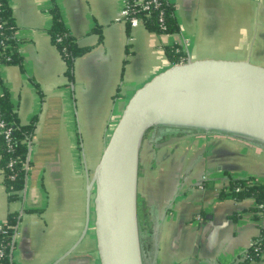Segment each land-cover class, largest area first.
Masks as SVG:
<instances>
[{
  "label": "crops",
  "instance_id": "0c3cea01",
  "mask_svg": "<svg viewBox=\"0 0 264 264\" xmlns=\"http://www.w3.org/2000/svg\"><path fill=\"white\" fill-rule=\"evenodd\" d=\"M55 1L77 44L90 49L68 73L49 34L53 1L9 0L21 61L0 63V95L6 88L20 122L36 117V127L20 200H9L0 164V225L17 214L11 264H100L93 227L65 255L86 218L88 175L83 178L80 140L91 156L103 150L132 93L175 64L168 45L182 49L184 61L263 55L264 0H168L179 27L173 34L156 33L142 22L127 25L125 0ZM229 176L264 180V145L216 132H146L138 198L151 231V262L241 260L262 233L264 217L255 216L252 198L219 196Z\"/></svg>",
  "mask_w": 264,
  "mask_h": 264
},
{
  "label": "water",
  "instance_id": "95a60500",
  "mask_svg": "<svg viewBox=\"0 0 264 264\" xmlns=\"http://www.w3.org/2000/svg\"><path fill=\"white\" fill-rule=\"evenodd\" d=\"M151 127L216 132L264 145V66L250 58H188L133 92L88 175L85 225L65 255L92 226L100 264H145L138 182L141 146Z\"/></svg>",
  "mask_w": 264,
  "mask_h": 264
},
{
  "label": "trees",
  "instance_id": "16d2710c",
  "mask_svg": "<svg viewBox=\"0 0 264 264\" xmlns=\"http://www.w3.org/2000/svg\"><path fill=\"white\" fill-rule=\"evenodd\" d=\"M52 1L49 10L53 22L49 28V34L66 63L68 73L72 74L75 59L86 53L90 47L77 44L63 20L57 2ZM126 1L130 9L124 18L127 25L131 24L133 17H137L151 31L159 34H173L179 30L173 5L168 0H162L159 6L152 4L149 10H144L141 6V3L147 0ZM161 17L162 20H160ZM16 29L9 0H0V63L15 64L21 61L15 37ZM166 53L173 63H180L185 59V53L175 44L168 45ZM0 121L5 123L0 130L10 129V140L3 133L0 134V164L5 176L4 183L9 193V200L17 201L21 199V192L26 185L29 140L36 127V117L26 124L21 123L9 91L5 88L0 95ZM12 161L14 162L11 164ZM219 196L234 199L252 198L255 201L253 209L255 216L264 217V180L254 177L233 178L229 176L228 184L220 190ZM141 211L139 201V217ZM17 222V214L11 213L0 225V264H11V246ZM261 259H264V229L260 235L253 238L251 245L237 264H251Z\"/></svg>",
  "mask_w": 264,
  "mask_h": 264
},
{
  "label": "rangeland",
  "instance_id": "374dc122",
  "mask_svg": "<svg viewBox=\"0 0 264 264\" xmlns=\"http://www.w3.org/2000/svg\"><path fill=\"white\" fill-rule=\"evenodd\" d=\"M250 24L252 25V22H250ZM250 59L253 63L260 64V65L264 66V53H263V55L262 54L258 55L257 53H254L250 57ZM79 136H80V138H82V133L79 132ZM86 145H88V143ZM79 147H80V153H81V156L83 159L82 163H81V167H82L83 172H84L83 178L85 179V178H87V175H89V174L91 175L94 167L96 166V165L93 166V163L98 157L100 160L105 146H104L103 150L102 149L99 150L94 155H93L94 150H92V156H91V150L89 148H87V146H86V148H84L81 140H80ZM91 159H93V160H91ZM87 162H88V164H87ZM85 187H86V185H85ZM85 199H86V195H85ZM140 215H141L140 216V234H141V241H142L143 253H144V258H145V264H151V258H152V255H151V248H152L151 231L149 230V226H148V223L146 221L147 213H145V210H143V208H142ZM85 217H86V215H85Z\"/></svg>",
  "mask_w": 264,
  "mask_h": 264
},
{
  "label": "built area",
  "instance_id": "2783aa9c",
  "mask_svg": "<svg viewBox=\"0 0 264 264\" xmlns=\"http://www.w3.org/2000/svg\"><path fill=\"white\" fill-rule=\"evenodd\" d=\"M161 3H162V0H147L146 2H142L141 3V6H142V9L149 10L151 8V5L152 4L155 5V6H159V5H161ZM129 10H130L129 9V6L127 4V1L125 0V5H124V8L122 10L123 18L126 17V15L129 13ZM161 14H163V12H161ZM160 20H162V17L160 18ZM130 23H131V25L135 26V25L141 23V20L139 18H137V17H133L131 19V22ZM4 126H5V123L3 121H0V128H3ZM2 133L5 135V137L8 140H10V129L9 128H6L4 130L1 129L0 130V134H2ZM13 162L14 161H12L11 164ZM26 167H27V165H26Z\"/></svg>",
  "mask_w": 264,
  "mask_h": 264
}]
</instances>
